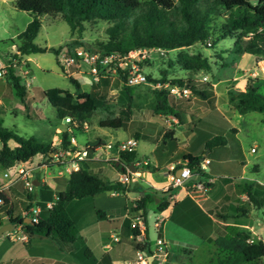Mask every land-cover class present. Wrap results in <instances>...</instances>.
<instances>
[{"label": "rangeland", "instance_id": "rangeland-1", "mask_svg": "<svg viewBox=\"0 0 264 264\" xmlns=\"http://www.w3.org/2000/svg\"><path fill=\"white\" fill-rule=\"evenodd\" d=\"M31 16L32 12L14 7L12 0H0L1 57L11 52V43L18 44L19 41L16 36ZM38 17L40 27L33 38V42L46 47V49L27 55L30 69L26 75L30 83L24 91V100L27 105L24 107L19 96L15 94L11 81L6 76L1 77L0 123L13 129L17 134L23 136L33 135L38 140L53 144L59 135L55 131V127H63L65 122L55 115L54 108L42 95V90L53 86L72 90V84L68 76L77 79L81 89L89 90L92 79L85 64H80V70L74 71L70 75L64 73L56 61L55 53L48 47H61L67 43L92 47L97 41L105 38L104 28L107 22L104 20L83 21L79 33H70L68 24L59 13L52 15L43 13ZM220 20V18L214 19L215 22ZM232 41L233 37L227 35L216 39L211 45L197 41L191 45L177 48L149 47L141 50L140 53L143 54V57L139 60V66L150 78L172 84L171 80L174 78L189 77L194 81L195 87L203 92V95L192 92L188 96L170 94L172 96L171 105L177 115L170 112H154L152 110L155 102L153 81L131 85L126 89L123 86L124 82L120 74L110 76L105 104L95 108L89 114L86 120V130L79 126L75 128L74 135L76 139L80 143L86 138L99 135L102 139L101 142H113L133 136L134 132H137L134 149L136 158L140 160L147 159L150 164L155 162L160 167H163L167 161L181 160L184 153L196 155L199 159L202 156H207L210 162L206 165L204 173L205 176L210 174L213 178L209 188L210 192L208 190L203 195H193L192 197L199 201L208 193L212 201L215 202L220 199L215 207L225 200L221 197L222 193L228 191L226 184L222 181L223 178L236 183L244 180L239 177L241 167L242 177L251 176L256 178L253 183L258 182L260 186L256 194L264 196V119H262L261 113L253 110L239 113L228 94L230 87L242 89L248 77H264V60L260 58L254 61L250 53H244L239 56L238 66L246 68L243 70L236 68V62L233 61V57L236 56L224 51ZM179 50L200 52L207 56L211 63L210 68L208 70H197L193 73L180 68L175 63V54ZM15 73L18 75L19 83L23 84L24 76L17 69H15ZM202 75L206 76L203 80L201 79ZM257 91L264 94V83L258 85ZM127 108H129V114L125 116L124 110ZM122 111H124L123 114ZM115 116L125 118L123 126L98 125L99 120ZM156 125L160 126V129H156ZM163 132H168L170 136L164 137ZM214 134L224 136L225 143L214 145L207 150L204 142ZM250 147H253L254 150H250ZM101 153V150L95 151L96 155ZM40 159L41 154L36 153L30 157V162L26 164L36 165ZM100 162L105 163L104 161ZM105 164L108 173L104 178L115 180L116 169L109 163ZM51 168L54 169V166ZM38 169L41 170L40 167ZM144 169L149 170L147 167ZM163 171L160 170L159 174ZM35 172L34 175H36ZM8 173L11 176L12 169H9ZM151 176H155V173ZM46 180L50 187L52 180L55 182L54 178L51 179L49 176ZM108 192L103 191V194L106 195L101 196L103 202H112L116 199L115 196H108ZM160 195L158 193L156 197L160 198ZM89 198L91 197H83L82 200H88ZM74 200L77 199L66 203V209L70 215L73 207L77 204ZM173 201L174 199L170 202ZM155 203L152 200L145 206L143 233L137 236V241L140 243L143 241L145 231L148 240L147 245L149 242L150 247H153L157 234L153 227V221L158 220L159 223L162 221L163 235L167 240V254L160 264H212L213 246L211 239L222 232L224 225L214 214V210L209 212L213 216V223L211 232L207 234L203 225L191 226L187 220L180 219L181 222L177 220L175 213L168 216L167 209L155 210ZM229 207L227 209H231ZM253 209H255L252 214L253 223L258 218L264 221V209H256L254 206ZM3 214H5V209L2 203L0 205V216ZM139 218L140 220L143 219L140 214ZM100 222L103 225L106 224L102 228V240L90 236L84 242L91 252L98 255L102 250L101 244L108 242L114 257L115 251L121 250V259L133 260L134 250L137 247H134L130 240L121 232L118 241H112L108 236V225L117 228L119 221L115 220L110 224L103 220H100ZM88 224L93 226V222L90 220ZM76 225L78 231L81 232L83 230L81 224L77 223ZM262 229L264 230V227ZM98 234H100L99 231ZM25 242L11 240L4 232L1 233L0 264H31L32 261L39 260L46 263L45 259L37 256L43 254L31 252L27 248L29 245ZM73 245L77 247L81 245L77 233ZM30 246L35 247L32 243ZM61 254L68 258L69 262L71 261L68 264H75L74 258L65 249L61 251ZM209 259L211 260L208 261ZM56 262L63 264L62 261Z\"/></svg>", "mask_w": 264, "mask_h": 264}, {"label": "trees", "instance_id": "trees-1", "mask_svg": "<svg viewBox=\"0 0 264 264\" xmlns=\"http://www.w3.org/2000/svg\"><path fill=\"white\" fill-rule=\"evenodd\" d=\"M12 4L16 8L32 12L31 18L16 36L19 41L17 47L25 55L46 49L33 42L40 27L38 15L59 13L68 24L70 33H79L83 21H106L105 38L97 41L92 47L89 46L100 52L109 50L125 52L141 46L170 49L188 46L197 41L203 43L206 39L209 40L208 45H211L216 39L229 35L233 37V41L224 51L236 56L233 57V61H236L237 56L243 52L253 54L255 59L264 57V0H12ZM216 18L221 20L215 22ZM58 48L48 47L55 54ZM175 63L192 73L197 70H208L211 65L207 56L200 52L185 50L176 52ZM6 78L11 81L15 94L26 107L25 87L19 83L18 77L11 72V69L6 74ZM68 79L72 84V90L53 86L43 89L42 95L54 108L58 118L70 116L78 121H86L95 108L105 104L110 75L100 72L97 80L92 81L89 90L81 89L79 81L72 76H68ZM121 79L123 81L122 75ZM146 79L160 81L150 78L148 74H146ZM171 81L178 85L185 84L192 93L203 95V92L195 87L194 81L189 77L174 78ZM263 83L264 77L253 76L247 78L242 89L229 88V97L239 113L253 110L261 113L264 119V94L257 91L258 85ZM123 86L126 89L130 87L125 83ZM153 95L155 102L152 110L154 112H170L177 115L171 105L172 96L166 90L153 88ZM124 111L122 114L128 116L129 108ZM124 120L123 117L115 116L99 120L98 125L120 127L124 125ZM67 134V131L62 129L59 133L58 144H52L38 140L33 135L17 134L13 129L0 123V169L16 161H26L36 153L48 156V153L57 146L64 147L67 144ZM162 135L170 136L168 132H163ZM133 136L136 138L137 132ZM224 143L225 138L220 134H214L204 142L207 150L214 145ZM135 159H137L135 151L130 150L122 151L116 159L110 158L104 162L109 163L118 171H124L128 163L133 165ZM198 159L196 155L184 153L179 165H188L193 169ZM115 161L118 163L115 164ZM141 167H147L148 171L158 169L156 165L149 162L142 164ZM202 175L205 173L202 172ZM54 180V190L45 185L41 186L38 191L39 198L42 200H52L49 207L39 201V210L30 223L22 222L23 217L12 214L11 210L6 211L7 220L12 223L22 222L21 229L27 236L25 243L29 245L28 250L33 253H42L45 250L51 255L58 256L65 249L74 258L76 264H110L106 251L96 258L86 244L78 247L73 245L76 239V227L66 211V203L71 199L90 197L100 191L122 190V184L118 180L101 177L86 165L72 170L66 176H56ZM53 191L55 198L52 196ZM161 192L165 193L163 190ZM240 192L246 194L245 201H240L235 195ZM31 194L33 192L26 196L29 197ZM0 197L3 201L6 200L1 190ZM263 197L258 194L254 195L250 185L246 182L236 184L233 196L229 198L235 204L234 207L230 211L222 208L214 210L218 218L231 217L233 220L225 223L222 232L211 239L212 264H264V242L261 239L250 240L248 229L240 226L237 221L240 215H246L250 205L260 207ZM152 200L156 202L155 210H163L168 205L165 195L157 198L153 192H143L137 198H126L123 210L130 218L141 211L144 221L145 206ZM185 202H191L193 209H197L198 213H194L188 204L184 210L180 211V216L176 215L177 220L180 222L187 220L191 226L203 225L209 233L210 217L194 204L188 195H185L179 202H174L172 206L183 205ZM22 204L26 207L28 203L22 201ZM93 213L97 218L104 216V211L99 208H94ZM228 213L231 215L229 216ZM189 214H192L195 220L189 219ZM121 231L124 236L131 235L130 241L134 247L148 248L145 231L143 241L141 243L137 241L140 233L137 225L131 226L125 219ZM156 233L159 234V231ZM31 243L35 247L30 246Z\"/></svg>", "mask_w": 264, "mask_h": 264}, {"label": "built area", "instance_id": "built-area-1", "mask_svg": "<svg viewBox=\"0 0 264 264\" xmlns=\"http://www.w3.org/2000/svg\"><path fill=\"white\" fill-rule=\"evenodd\" d=\"M205 44H209L208 39H206ZM10 48L12 49L11 52L6 53L4 57L0 56V78L5 77L9 69H11L12 73L17 69L24 76L23 86L27 87L30 83L26 77L30 71L28 57L23 54L15 44L11 43ZM146 48L149 47L141 46L129 49L125 52L117 50L100 52L97 49L85 47L81 44L67 43L59 47L55 55L59 67L67 75L72 74L74 71H79L80 64H85L88 72L91 74L92 81L97 80L100 72L107 73L111 77L120 74L123 76V82L131 86L148 81L146 79V74L139 66V60L143 57L140 51ZM13 74L17 76L16 73ZM205 78V75L201 76L202 80ZM152 87L158 89L163 88L168 94L177 96H188L191 92L189 87L185 84H170L166 81H153ZM62 119L65 122V126L62 129H65L68 133L66 137L67 144L64 147L57 146L48 153V156L41 154L42 158L36 165H27L26 163L30 162L29 158L26 161H16L12 165L1 169V174L6 179L5 183L0 184L1 191L3 188L9 187L14 181L21 180L24 201L28 203L27 206L23 207L21 210V217H23V219L27 217L34 219L39 210L38 199H36L33 194L29 197L26 196V194L31 193L33 190V178H36L38 183L45 184L48 176L51 178L66 176L72 170H76L84 165L86 161H105L110 158L116 159L122 151L135 149L136 138L134 136H128L125 139L113 142L99 141L95 144H88L86 142L79 143L74 135L75 127L79 126L82 129H86L87 122L75 120L70 116H64ZM62 129H56V131L60 133ZM96 150H101L102 153L96 155ZM250 150H254V148L250 147ZM179 161L180 160L169 162L164 168V175L167 179V183L161 187V190L166 193L165 199L168 202L174 199L172 190L176 187L183 188L185 194L192 197L193 195L205 194L209 190L212 182L211 177L202 175V172H204L206 165L210 161L207 156H202L198 159L193 169L189 168L188 165H179ZM147 162V159H135L133 162L134 168L131 169L126 166L124 171H121L118 181L126 182L128 180H135L139 175L137 166L141 167L142 164ZM52 166H54V169L51 168ZM39 167L41 170L38 169ZM177 167H180V170L178 173H175ZM9 169H12L11 176L8 173ZM34 171H36V175H34ZM53 197L55 198V195ZM3 202V199L0 197V205ZM43 203L46 207H49L52 200H45ZM139 214L141 215V211H138L137 215L131 218L130 225H137L140 232L139 235H141L143 233L144 221L143 219L140 220ZM4 216L7 217L6 215ZM23 219L22 222H25ZM22 222L12 223V228L3 231L4 234L11 240L26 241L27 236L21 229ZM159 226L158 220L153 221L155 231L159 230ZM129 237L131 238V235H129ZM109 238L112 241H118V230L111 228L109 230ZM166 254V240L162 235L156 234L154 246L143 249L136 248L134 250V258L129 261L128 264H150L152 260L153 264H160L161 261L165 259ZM148 257L151 258L150 262H148Z\"/></svg>", "mask_w": 264, "mask_h": 264}, {"label": "crops", "instance_id": "crops-1", "mask_svg": "<svg viewBox=\"0 0 264 264\" xmlns=\"http://www.w3.org/2000/svg\"><path fill=\"white\" fill-rule=\"evenodd\" d=\"M244 53H248V52H243L239 56L243 55ZM251 55L253 56V54H251ZM239 56L237 57V60L235 61L236 62L235 67L243 70L246 67L241 68L238 66ZM253 58H254V61L258 60V59H255L254 56H253ZM262 60H264V57H262ZM13 73H15V72L13 71ZM24 91H25V89H24ZM64 126L65 125H63V127ZM63 127L56 126L55 131H56V129H62ZM155 128L160 129V126L156 125ZM84 130H86V129H84ZM57 133L59 134V132H57ZM99 141L100 142L102 141L101 137L99 135H94L92 138H86L84 141H81L80 143L86 142L88 144H95ZM58 142H59V135H58L56 141L53 142V144H57ZM176 160H178V159H176ZM100 161H102V160H89V161H86L84 163V165H86L88 168H91L95 171L98 170L97 171L98 174L104 178V176L106 177V175L108 173V168H107L105 163H101ZM168 163H169V161L164 163L163 167H160L155 162H153V165H156L158 167V169L156 171H148L142 167L137 166V171L139 173L138 177L135 180H128L126 182L120 181L123 185V189L121 191H118V190L116 191L114 189L105 190V191H109L107 193L108 196H110V197L115 196L116 197V199L112 202L111 201H109V202L104 201L103 202L101 200V198H102L101 196L105 195V194H103V191L92 194L90 196L91 198H89L88 200H82L83 198H79L77 200H74V201H76L77 204H76V206L73 207L71 215L70 214H68V215L71 217V219L74 222V225L76 227V233L79 237V242L81 244H85L84 242L86 240H88V238L90 236L96 237L99 240L100 239L102 240V238H103L102 228L106 224L105 225L101 224L100 220L106 221L107 224H110L111 222H114L115 220L119 221V226L117 228L110 227L108 225L107 231H109L111 228H115L118 230L119 233L122 232L121 227L125 223V219H127L128 222H130V219H131L130 217H128L126 215L125 210H123V206H124L126 198H137L143 192H153L155 195L160 193L161 194L160 197L163 195H166V193L161 192V187H163L167 183V179H166V177H164L163 169L166 167V165ZM160 170L163 171L161 174H159ZM253 170H255V168H253ZM120 173H121V171H118V170L115 171V180L119 179ZM154 173H155V176H151V174H154ZM208 176L211 177L210 174H208ZM1 177H2V179L0 180V184H3L6 182V179H5V177L2 176V174H1ZM239 177L241 179H244L245 181L240 180L239 182L236 183L235 181H230V180H226L225 178H223L222 181L224 184H226V188L228 189V191H226L225 193H222L221 197L225 200L220 202L217 207H215V206L217 205V202L220 199H218L214 202L209 198L208 193L204 197H202L199 201L196 198L189 196L191 198V200L194 202V204H196L204 213H206L210 217V219H211L210 232L212 230L213 216L210 215L209 212H211L212 210H215V209H220V208H222V209L225 208V211H230L234 207L235 204L232 201H230L229 198H231L233 196L236 184L246 182L248 185H250L251 192L254 195H256V193L259 191V190H257L260 187L259 183L258 182L256 184L253 183L256 181L255 180L256 178L251 177V176L242 177V167H241V173H239ZM52 178H54V177H52ZM45 185L52 190H54V188H55V182L53 180H52L51 187H50V184L47 182L45 184H41V183L37 182V184L34 185L32 192H33V195L35 196V198L38 199V202L44 201L41 198H39L38 191H39L41 186H45ZM2 192L5 194L6 200L3 202L5 214L0 216V223H3L6 221L7 217H5L4 215L8 216L6 213L7 210H11L12 214L21 217L22 216L21 210L23 208L22 201H24V195L22 192L21 180L14 181L12 184L9 185V187L3 188ZM172 192H173L174 201L168 202V205L166 206V208H164V209L168 210V216H170V214L172 212L175 213V215L179 214V216H180V211L184 210V207L188 204H189L188 206H190L191 209H193V204H191V202L190 203L185 202L183 205L179 204L178 206H172V204L174 202H176V201L179 202L186 195L183 188H181V187L174 188ZM209 192H210V190H209ZM54 194L55 193L53 191L52 196H54ZM235 195L238 197V199L240 201H245V199H246V194L244 192L236 193ZM71 200H73V199H71ZM71 200H69V201H71ZM199 202H201V203H199ZM228 207L231 209H227ZM94 208L102 209L104 211V216L101 218L95 217V215L93 213ZM259 208H261V210L264 209V200H263L261 206L256 208V209H259ZM154 209H155V205H154ZM254 210L255 209H253V206L250 205L249 211L246 213V215H240L238 217L237 221H238V224L240 226H243V227L248 229L250 240L261 239L264 242V230L262 229V227H264V221H262L258 218L255 220V223H253L252 214H253ZM66 211H67V209H66ZM193 212L198 213L197 209L196 210L193 209ZM228 214H229V216L231 215V213H228ZM87 215H88V218L86 219ZM189 219L195 220L194 217L192 216V214H189ZM89 220L93 222V226L88 224ZM219 220L223 224H225V223L232 222L233 219L231 217H226V218H219ZM77 223L81 224V227L83 229L81 232L78 231V228L76 225ZM159 224H160L159 230H158L159 234L162 235L164 239H166L165 236L163 235L162 221H160ZM98 231L100 234H98ZM209 233H207V234H209ZM108 236H109V234H108ZM125 237L128 240H130L129 234L127 236L125 235ZM166 242H167V240H166ZM148 246L150 247L149 242H148ZM101 248H102V250L100 251V253L98 255H94L92 253L96 258H98L103 251H106L109 255V258H110V264H128L129 261H127L124 258L121 259V256H122L121 250H116L115 251V257H114V255L110 251V246H109L108 242L102 243ZM42 254L43 255H37V256L45 259L46 263L39 260V261H32L31 264H35V263L58 264L59 263V262L55 263V261H62L63 264H68L71 262V261L69 262L68 258L63 256V254H60L58 256H54V255H51V253L45 252V250H44V252H42ZM152 261H151V264H153Z\"/></svg>", "mask_w": 264, "mask_h": 264}, {"label": "water", "instance_id": "water-1", "mask_svg": "<svg viewBox=\"0 0 264 264\" xmlns=\"http://www.w3.org/2000/svg\"><path fill=\"white\" fill-rule=\"evenodd\" d=\"M118 163V161H115V164H117ZM129 168H131V169H133L134 168V166L132 165V163H128V165H127ZM179 170H180V167H177L176 169H175V173H178L179 172ZM32 182H33V184L34 185H36L37 184V180H36V178H33L32 179ZM25 222H31V219L30 218H24L23 219ZM12 228V222L10 221V220H6L5 222H3V223H1L0 224V234L3 232V231H5V230H8V229H11ZM150 260H151V258L150 257H148V262H150Z\"/></svg>", "mask_w": 264, "mask_h": 264}]
</instances>
